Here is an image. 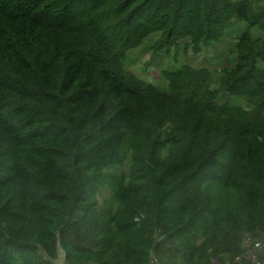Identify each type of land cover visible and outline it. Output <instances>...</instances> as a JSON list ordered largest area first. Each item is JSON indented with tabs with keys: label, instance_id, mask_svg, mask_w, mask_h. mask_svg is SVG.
<instances>
[{
	"label": "trees",
	"instance_id": "16d2710c",
	"mask_svg": "<svg viewBox=\"0 0 264 264\" xmlns=\"http://www.w3.org/2000/svg\"><path fill=\"white\" fill-rule=\"evenodd\" d=\"M201 1L155 0L149 17L148 0H0V264H31L23 251L38 242L53 251L58 237L70 255L96 253L113 230L143 239L129 248L143 260L173 252L158 240L192 229L185 207L205 187L264 207L262 178L246 168L264 146V43L243 35L216 91L208 69L166 72L165 91L126 69L127 53L153 34L162 33L156 51L190 39L200 52L233 17L264 20L247 0L216 11ZM223 93L251 107L220 105ZM107 185L112 197L100 204ZM261 219L219 229L212 256L238 253L244 233L264 231Z\"/></svg>",
	"mask_w": 264,
	"mask_h": 264
},
{
	"label": "rangeland",
	"instance_id": "374dc122",
	"mask_svg": "<svg viewBox=\"0 0 264 264\" xmlns=\"http://www.w3.org/2000/svg\"><path fill=\"white\" fill-rule=\"evenodd\" d=\"M219 1L222 0H202L200 6L209 5L211 9L213 8L212 11H216L219 8L217 4ZM247 1L251 3L253 15L256 16L264 12V0ZM146 3L147 15L151 16L152 6L156 5V2L155 0H148ZM185 14L183 15L185 16ZM246 34L254 40H260L264 43V20L262 19L256 25L251 26L250 22L247 23L233 17L228 22L225 36L218 42L207 43L200 52H194L192 47L187 49L191 44L190 39L183 41L179 50L173 48L170 51L168 49L156 51L153 47L155 42L162 36V33L153 34L142 41L137 49L127 53L126 69L142 81L157 87L160 91H165L167 88L168 83L164 78L166 72H177L185 66L208 69L212 73L211 89L216 91L220 86L223 73L226 70L236 68L239 56V39ZM257 67L264 71V61H259ZM218 103L220 105L251 107L242 99L229 93L221 94ZM167 130L169 128H165V132ZM129 166H131V162L128 159L126 167ZM246 168H251L249 169L250 175L258 171L264 185V146L257 150V154L248 159ZM123 169L127 173V168ZM122 172L124 171L122 170ZM104 174L109 175L107 171ZM111 187L113 188V186L107 185L99 188L97 198L100 200V204L111 199L113 193ZM197 196L194 200L199 201L196 204L192 202L189 206L187 205L185 207L187 210L184 213L185 215L188 214L189 218L193 217L192 229L188 228V232L176 236L172 240H168L165 236L160 237L158 240L160 243L162 241L165 244H173L176 247L173 252L167 249L163 254L151 252L148 258L143 260L132 255L130 250L132 248L134 250L142 249L139 246L142 245L144 240L141 241L140 238L137 239L140 240L138 242L131 237L130 231L119 233V231L113 230L112 233H103L105 239L102 247L95 249L94 252L96 253L77 252L70 255L62 243L61 237H58L53 251L44 247V242H38L34 243L37 249H35L33 255L24 250L22 256L26 258L31 256V264H43L42 262H48L49 264H264V231L262 233H244L240 242V251L235 255L212 256V248L217 245L216 242L225 239V235L217 236L223 235V233L217 232L219 229L220 231H229L237 225L243 227L246 223L249 225L258 224L262 220L264 207L253 204L244 192L229 187H221L220 185L210 188L205 187ZM199 204L201 205L200 208ZM118 205L120 204H116L117 207ZM173 206H169V210L172 211ZM195 212L196 214L200 213V215L198 214V217L192 216ZM229 215L232 216L229 217ZM137 222L145 224L147 228L149 226L147 221L142 223L137 219ZM35 227L36 222H31V229ZM22 241H26V239Z\"/></svg>",
	"mask_w": 264,
	"mask_h": 264
}]
</instances>
